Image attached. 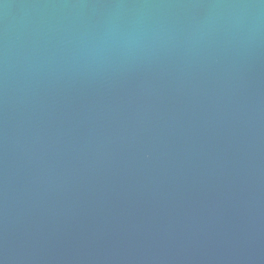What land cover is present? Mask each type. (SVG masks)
<instances>
[{"label": "water", "instance_id": "obj_1", "mask_svg": "<svg viewBox=\"0 0 264 264\" xmlns=\"http://www.w3.org/2000/svg\"><path fill=\"white\" fill-rule=\"evenodd\" d=\"M0 264H264V0H0Z\"/></svg>", "mask_w": 264, "mask_h": 264}]
</instances>
